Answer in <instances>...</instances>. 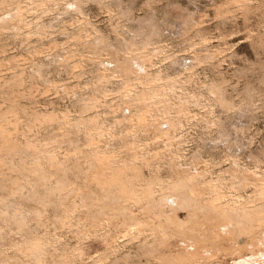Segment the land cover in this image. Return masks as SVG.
<instances>
[{"label":"rangeland","instance_id":"rangeland-1","mask_svg":"<svg viewBox=\"0 0 264 264\" xmlns=\"http://www.w3.org/2000/svg\"><path fill=\"white\" fill-rule=\"evenodd\" d=\"M0 6V18L9 21L0 23V115L17 147L4 150L0 139V264H35L26 251L35 237L46 240L42 264H65L68 257L76 264H132L150 256L143 235L122 237L121 214L97 204L96 183L84 184L99 167L84 160L86 124L73 125L82 117L98 118L109 130L103 147L122 154L124 138L136 144L150 162L138 161L146 176L168 179L174 169H187L200 184L219 178L227 190L235 187V170L264 181V0H0ZM146 73L149 80H138ZM150 84L160 88L161 101L140 129V105L128 93ZM51 112L56 119L42 117ZM30 159L44 161V182L27 169ZM59 178L66 181L55 189ZM240 190L248 195L253 186ZM86 191L92 201L80 198ZM171 244L175 252L184 245L174 238ZM223 256L226 264L236 262L234 253ZM258 257L252 264H264Z\"/></svg>","mask_w":264,"mask_h":264},{"label":"bare ground","instance_id":"bare-ground-1","mask_svg":"<svg viewBox=\"0 0 264 264\" xmlns=\"http://www.w3.org/2000/svg\"><path fill=\"white\" fill-rule=\"evenodd\" d=\"M237 1H241V0H237ZM40 4H43V3L40 2ZM18 8L20 9L19 14L22 16L25 9L22 5H19ZM7 18H8L7 15H4L2 18H0V23L3 25L2 27L7 26L6 24L9 22ZM139 59L141 60V58ZM140 60H138L136 57V61L135 59L133 61L137 63L139 66L144 65V62ZM145 75L146 76L139 75L140 77H138L137 75L136 76L138 77V80H140L139 78L149 80L148 79L149 74H148V78H147V73ZM158 77H159V73L156 72L153 75L152 79L156 80L158 79ZM127 80L129 81L130 79H127ZM152 84H150V86L148 85L149 87L146 86L145 88L139 90L138 92H134L135 94L128 93L130 96L129 98L136 99L140 105L138 107V112H139L138 114L139 124L138 125L140 126L138 127L140 129L141 127L145 126L144 124H147L146 123L147 113L150 109V106L154 102L161 101L159 98V94L161 91L160 88L159 87L156 88V86H154L155 84L154 85ZM134 86L136 85L134 84ZM66 115L64 116V119L67 118ZM42 117L47 118V119H56L57 116L53 112H51V113L43 114ZM0 119H1L0 139L2 140V143H3L2 148L4 150L14 151L17 147L15 146V141L13 139L14 137L12 138V132H10L8 127L3 124L5 121H8V119L4 115H0ZM97 119L95 117H89L87 119H84L82 117V119L76 120L73 124L75 126H80L82 125V123L86 124V126L84 127H86V134L88 137L89 149L86 150L85 148L86 153L84 154H86L85 156L87 159L85 158L84 160L90 163L89 166L91 165L94 167L95 166L99 167L98 171L95 172L96 175L93 174L94 176H91V177L87 176L89 174L87 173L85 174L84 173L85 171H82L83 174H85L84 178H86L84 180V184L87 185L86 183H88V181H94L96 183V185L94 186L95 187L98 186L97 188L100 192L98 197H96V199H98L97 200L98 202L95 201V203L97 202V204H99L100 206L104 208L108 206L109 209L114 210L113 211L114 213L121 214V216L124 218L122 220V223H123L122 226L125 228L123 229L124 233L121 234L122 237H124L125 239L127 237L128 239V237L131 238L134 236L133 239H135V237H140L142 235L144 236V238L142 237L143 240L141 244L146 246L145 255L146 256L150 255V256L147 258L145 257L146 258L145 263L141 262V263H132V264H153L152 262H148V260L152 258H155L158 264H214L213 262H216L215 264H226V261H223L222 259L219 258L220 253L224 255L223 257H225V255L227 254L232 255L234 253L233 259L236 261L234 262V264H252L253 261L259 258L258 256H264V240H263V237H264V181L261 178L259 179V176H256L254 173L252 174L248 173L244 169L243 170L245 172L243 171L239 172L234 169L235 171L231 173L232 174L231 179H233L234 181L233 185L235 187L232 186L231 190H227L225 188L224 183L219 178L218 179L216 178L217 181L215 182L211 181L213 178L211 180L209 179V181L206 179L204 180L202 179L203 183L200 184L198 180V175L194 173L195 171L192 172L191 170L189 171L187 169L178 170L176 168L174 169L175 170L174 172L173 170H171V172L173 173L170 175L168 174L169 176L168 179H163L164 177L160 176L159 174H148L146 176L142 172L141 167H140L141 165L138 164L139 163L138 161L140 162L145 161L146 164H150V162L145 157L140 156L141 153L139 155L138 149L136 148L137 146H135L136 144H133L131 140L129 142L127 139L125 138L123 139L122 137V139L124 140L123 141L124 152L122 154H121L122 149L121 150L118 149L119 151L116 150L115 148L109 149V148H106L105 146L103 147L100 144L103 136L106 135V132L108 134L109 130H106V128H104L102 125H99ZM170 126H173V124ZM159 128L163 130L161 126ZM166 135L168 134L166 133ZM27 141L29 140L26 139V142ZM31 142L32 141L27 142L26 145H33V143ZM18 150H20V148H18ZM79 156L77 158H79ZM37 158L39 159V157ZM34 159L33 161L30 159L32 161V164L31 162L28 163L29 165L31 164V166L27 167V169L32 171V173L35 172L44 182L47 176V170L45 169V165L43 164L44 161L42 163L40 162L42 159L40 161H38V159L37 160H34ZM49 163L50 162H48V164ZM63 163L62 162L55 163L54 165L55 171L57 169V172H58V170L62 168L63 165H65ZM49 166L52 167V165H49ZM94 167H90V169L91 168L95 169ZM65 181L64 179L62 180L61 178H59L55 182L57 184L54 185V187L53 186L52 187L55 189L56 188L58 189L59 187H62L64 185ZM74 186L76 185L74 184ZM156 186L157 187L160 186V188L157 189ZM250 186H253V191L251 192V194L245 195V193L242 192L243 190H240V189H246ZM52 189L51 190L49 189V190L52 192L54 190ZM159 190L160 192H158ZM87 191L85 192V194L83 193L80 194V196L82 195L80 197L82 200H91L95 197V196L94 197L92 196V193H93L92 191L90 192H87ZM85 203L87 204V202ZM130 204H133V206H135L134 208H141L140 209L142 211V212L140 211L141 216L138 215L139 211L138 212L135 211V209L131 207ZM78 207H79L78 204L74 203L72 210L77 211ZM179 210H183L185 212L184 217L179 216V213H178ZM134 211L137 213H135ZM113 212H112V217H114ZM19 215L21 214L19 213ZM109 216H111V214H109ZM18 218H20V216L15 219L16 221L19 222L18 224L25 225L24 224L25 220H23L22 218L17 220ZM65 218L66 217L60 218V221L61 223L63 222V225L65 223ZM156 221H158V224L154 223ZM151 223H154V228H155V225H157L158 227L156 228V230L154 229V231L150 234V237H148V236H145V231L149 229L147 228V226L149 225L148 227H150ZM157 230L161 232L160 235L157 234L158 233ZM173 238L176 239L177 241H182L184 243L182 248L177 252H175V249L173 250L171 249V245H172L171 239ZM104 241L106 243V240ZM108 243L109 242H107L106 245ZM27 247H26V251L28 250V254H29L28 256L31 259L32 258L35 259L37 264H42L43 261L41 262L42 260L41 257L43 258L44 256L42 255H45L44 253L46 252V240L43 237H35V239L32 242H30L29 244L27 243ZM180 247L181 246H179V248ZM144 248L141 249V252L142 250L144 252ZM203 250H206L207 252L206 251L203 252ZM143 252L142 254H144ZM105 257L103 258H105L107 261L108 255ZM68 258L69 259L66 260L67 264H76L75 259H72L71 257H68ZM98 260H102V258L100 257V259ZM117 263L118 262H115V260H112L111 262L107 261L104 264H117ZM99 264H101V262Z\"/></svg>","mask_w":264,"mask_h":264}]
</instances>
